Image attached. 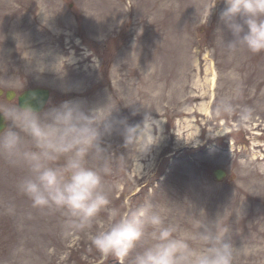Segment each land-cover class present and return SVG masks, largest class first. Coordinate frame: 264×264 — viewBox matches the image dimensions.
Here are the masks:
<instances>
[{
  "label": "rangeland",
  "instance_id": "obj_1",
  "mask_svg": "<svg viewBox=\"0 0 264 264\" xmlns=\"http://www.w3.org/2000/svg\"><path fill=\"white\" fill-rule=\"evenodd\" d=\"M225 7V0H0V110L18 105L6 91L42 86L50 89L46 108L112 101L115 116L135 124L150 110L162 128L140 161L121 135L104 137L110 203L83 231L66 233L61 211L33 207L17 189L27 169L0 156V264H129L102 254L92 236L112 213L145 200L194 245L205 215L222 217L234 264H264V52L222 50L215 33ZM235 85L238 105L253 109L243 124L236 113H214ZM219 167L228 171L222 181L213 175Z\"/></svg>",
  "mask_w": 264,
  "mask_h": 264
},
{
  "label": "clouds",
  "instance_id": "obj_2",
  "mask_svg": "<svg viewBox=\"0 0 264 264\" xmlns=\"http://www.w3.org/2000/svg\"><path fill=\"white\" fill-rule=\"evenodd\" d=\"M225 4L219 14L222 27L215 33L222 50L229 56L242 50L252 54L264 52V0H225ZM225 29L231 34L230 40L225 38ZM39 71L44 68L41 66ZM241 96L239 85L222 93L214 105L215 115L236 113L241 124L251 120L253 109L238 105ZM117 111L112 101L96 108L65 101L43 111H37L30 102L23 107L12 105L0 110L10 122L0 132V156L27 169L17 183L18 191L28 197L33 207L61 211L65 215L66 233L90 229L99 212L110 203L111 186L106 178L111 174L112 152L103 145L104 137L121 135L123 146L135 153L139 161L162 139L161 120L155 119L150 110L135 124H130L127 117L115 116ZM139 113L140 108L132 111L133 116ZM112 216L107 227L92 236V244L102 254L121 262L126 259L129 264L235 262L237 249L231 242L229 229L220 226L222 217L209 221L205 215L194 232V245L192 240L178 234L174 224L166 223L151 200L130 208L118 218L116 213Z\"/></svg>",
  "mask_w": 264,
  "mask_h": 264
},
{
  "label": "water",
  "instance_id": "obj_3",
  "mask_svg": "<svg viewBox=\"0 0 264 264\" xmlns=\"http://www.w3.org/2000/svg\"><path fill=\"white\" fill-rule=\"evenodd\" d=\"M0 92H2L0 90ZM16 95V92L13 90H9L6 93V96L8 99H13ZM50 91L47 88L43 87H32L24 90L19 96H18V102L19 106L23 107L26 103H31L32 106L37 111H42L49 99ZM35 96L36 99H32V97ZM7 127V120L3 116L2 113H0V132H3ZM214 176L217 180H223L227 176V172L223 168H216L214 170Z\"/></svg>",
  "mask_w": 264,
  "mask_h": 264
}]
</instances>
